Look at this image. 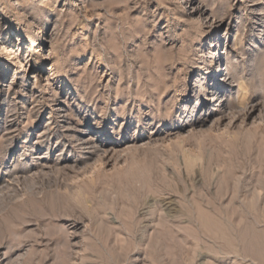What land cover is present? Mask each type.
Masks as SVG:
<instances>
[{"label": "rangeland", "instance_id": "rangeland-1", "mask_svg": "<svg viewBox=\"0 0 264 264\" xmlns=\"http://www.w3.org/2000/svg\"><path fill=\"white\" fill-rule=\"evenodd\" d=\"M201 1L0 0V264H264V0Z\"/></svg>", "mask_w": 264, "mask_h": 264}, {"label": "bare ground", "instance_id": "bare-ground-1", "mask_svg": "<svg viewBox=\"0 0 264 264\" xmlns=\"http://www.w3.org/2000/svg\"><path fill=\"white\" fill-rule=\"evenodd\" d=\"M176 1H179V2L181 1L182 3H185V5H184L185 8H184L183 11H185V9L188 8V6H189L188 12L181 19V22L182 23L185 24V23L189 22L191 20V18L194 15H196V14L201 15L202 16V20L203 19L204 20H207V17H204V16L208 12V9L204 6V4H202V1L200 3H198V4L196 3V4H193V5H190L193 0H176ZM34 33L36 34L37 33V30ZM31 36H32V34H31ZM31 40H33V38H31ZM220 41H221L220 38H214L212 40L210 54H209V56L213 58L212 64L214 63V61L220 60V52L219 53H216V50L218 48V44L220 43ZM5 42H7L6 41V38L0 37V43H1V45L4 44ZM1 49L4 50L6 48L3 47V45H2L1 46ZM225 53H226V51L224 52V54ZM218 68H219L218 67V64H215V66L211 70H209L208 72H204L202 70H199V72L197 74V77L195 79V90L198 93L202 92V90H205L206 91V88H205L206 83L208 82L209 79L212 80V82L210 84V87L208 86L210 89H207V91H210L214 95V97H219L218 100L222 104V108H224L227 104L225 103V100L223 98L226 95V90H227L226 88H227V86L231 85V83H232V78L233 77H232L231 73L229 72V69L226 68L227 71H226L225 75H223V72H224V69L225 68H222V67L220 68L221 69V74H220ZM214 97L212 98L213 100L215 99ZM200 100L201 99L198 100V103L199 104L201 103Z\"/></svg>", "mask_w": 264, "mask_h": 264}]
</instances>
